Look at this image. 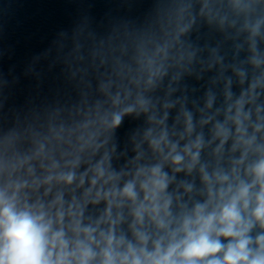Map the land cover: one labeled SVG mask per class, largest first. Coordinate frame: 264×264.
<instances>
[{"label": "clouds", "instance_id": "obj_1", "mask_svg": "<svg viewBox=\"0 0 264 264\" xmlns=\"http://www.w3.org/2000/svg\"><path fill=\"white\" fill-rule=\"evenodd\" d=\"M148 3L0 68V264H264V0Z\"/></svg>", "mask_w": 264, "mask_h": 264}]
</instances>
